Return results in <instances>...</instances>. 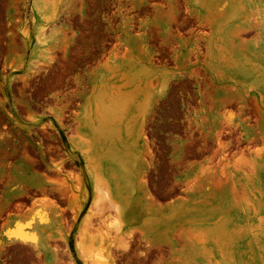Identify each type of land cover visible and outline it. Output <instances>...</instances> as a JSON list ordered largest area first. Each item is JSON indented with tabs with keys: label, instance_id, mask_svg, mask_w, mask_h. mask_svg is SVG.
Returning a JSON list of instances; mask_svg holds the SVG:
<instances>
[{
	"label": "rangeland",
	"instance_id": "rangeland-1",
	"mask_svg": "<svg viewBox=\"0 0 264 264\" xmlns=\"http://www.w3.org/2000/svg\"><path fill=\"white\" fill-rule=\"evenodd\" d=\"M7 188L0 264H264V0H0Z\"/></svg>",
	"mask_w": 264,
	"mask_h": 264
},
{
	"label": "crops",
	"instance_id": "crops-1",
	"mask_svg": "<svg viewBox=\"0 0 264 264\" xmlns=\"http://www.w3.org/2000/svg\"><path fill=\"white\" fill-rule=\"evenodd\" d=\"M208 165V160L207 159H200L198 162H195L193 165H191L190 168H188V171L192 174H197L204 166ZM20 180V179H19ZM25 185V181L23 183ZM21 185V182H20ZM8 191L3 190L0 192V199H3L0 201V214L2 212H8L5 210L7 207L10 206L11 198L12 196H15L16 193L13 195L9 192L10 188H7ZM204 190V189H203ZM207 195H215L211 192L210 189L208 191H202V192H195L193 196H207ZM14 214H17L16 212ZM4 216H0V219H3ZM9 218V217H6ZM21 220L26 221V210H23L18 216H13V218H9L7 222H3V220H0V236L2 238H8V233H10L9 229L14 226V228H17L18 224L21 222ZM11 226V227H10Z\"/></svg>",
	"mask_w": 264,
	"mask_h": 264
},
{
	"label": "bare ground",
	"instance_id": "bare-ground-1",
	"mask_svg": "<svg viewBox=\"0 0 264 264\" xmlns=\"http://www.w3.org/2000/svg\"><path fill=\"white\" fill-rule=\"evenodd\" d=\"M248 230H249V228H248ZM246 230H241L240 229V231L239 230H236V229H234L232 232H229L228 233V236L230 235V237H234V238H241V237H247L248 236V234H250L249 233V231H247V232H245ZM222 235V234H221ZM253 236H255V234H253ZM244 264H245V262H244Z\"/></svg>",
	"mask_w": 264,
	"mask_h": 264
},
{
	"label": "flooded vegetation",
	"instance_id": "flooded-vegetation-1",
	"mask_svg": "<svg viewBox=\"0 0 264 264\" xmlns=\"http://www.w3.org/2000/svg\"><path fill=\"white\" fill-rule=\"evenodd\" d=\"M22 227H23V226H22ZM18 228H21V227H18ZM231 230H232V229H231ZM238 230L240 231V229H238ZM168 234H169V233H165V236L168 237V236H169ZM222 235H225V234H222ZM160 237H161V236H160Z\"/></svg>",
	"mask_w": 264,
	"mask_h": 264
}]
</instances>
